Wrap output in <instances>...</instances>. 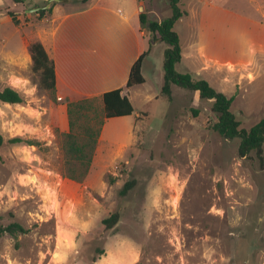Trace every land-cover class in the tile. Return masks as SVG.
Returning <instances> with one entry per match:
<instances>
[{
    "label": "rangeland",
    "instance_id": "rangeland-1",
    "mask_svg": "<svg viewBox=\"0 0 264 264\" xmlns=\"http://www.w3.org/2000/svg\"><path fill=\"white\" fill-rule=\"evenodd\" d=\"M150 1L141 11L153 10L149 20L171 15L166 0ZM85 2L0 0V91L11 85L24 98L0 102V224L27 230L1 237L0 264H90L96 247L104 254L94 264H264V168L254 153L239 156V139L211 130L212 101L175 85L170 100L161 93L168 46L150 35L145 82L129 94L133 114L104 121L81 183L63 176L67 101L37 86L24 38L48 26L56 5L72 11ZM209 2L180 0L187 15L174 26L182 49L175 70L232 97L231 111L249 129L264 118V0ZM46 5L43 17L28 12ZM77 101L94 123L103 118L101 98ZM114 212L119 222L105 230Z\"/></svg>",
    "mask_w": 264,
    "mask_h": 264
},
{
    "label": "trees",
    "instance_id": "trees-1",
    "mask_svg": "<svg viewBox=\"0 0 264 264\" xmlns=\"http://www.w3.org/2000/svg\"><path fill=\"white\" fill-rule=\"evenodd\" d=\"M24 0H13L21 3ZM171 10V15L161 21L149 20L145 13L139 16L143 29L149 32L153 40L164 42L168 48L164 52L163 62V85L161 93L172 98V87L178 86L189 92H196L202 100L212 101L211 112L215 119L209 122L212 131L225 139H239L238 154L240 157H248L254 153L259 164L264 168L263 144H264V118L249 129L240 127V122L231 111L233 98L216 91L209 83L202 79H194L189 73H178L176 64L181 61V46L179 35L174 31L175 24L186 15L179 7L180 0H166ZM47 6V5H46ZM41 8L37 14L40 17L51 8ZM13 22H17L10 15ZM27 51L32 62V70L38 74V87L55 93L54 64L39 41L31 42ZM147 52H144L130 68L126 88L141 85L145 82L142 76V63ZM121 89L105 92L101 96L103 105V118L94 123V118L88 115L89 107L83 102L67 101V114L69 118V131L62 133V152L64 158L63 176L70 180L81 183L90 166L97 140L105 120L121 118L132 115L134 108L126 95L121 94ZM0 102L10 105L24 103L22 95L11 87H4L0 91ZM21 138H13L9 143H22ZM3 139L0 136V145ZM28 145H37L36 142L25 141ZM134 181L126 182L119 195L125 196L132 189ZM119 212H114L102 220L105 230L113 229L119 222ZM27 230L18 223H10L6 226L0 224V239L3 235L17 236L26 234ZM104 254L101 247H96L90 264H94Z\"/></svg>",
    "mask_w": 264,
    "mask_h": 264
},
{
    "label": "crops",
    "instance_id": "crops-1",
    "mask_svg": "<svg viewBox=\"0 0 264 264\" xmlns=\"http://www.w3.org/2000/svg\"><path fill=\"white\" fill-rule=\"evenodd\" d=\"M150 2L86 0L80 9L72 11H66L58 4L52 10L48 26L37 35L33 36L32 31L29 39L24 38L23 55L31 61L28 45L34 41L43 45L54 64L58 99L72 102L77 97L101 98L105 92L116 89H121V94L129 98L135 87H125L129 71L147 52L146 36L149 35L141 27L139 7L144 9ZM143 13L148 19L154 16L152 9ZM242 18L246 21V17ZM197 52L206 57L203 46L198 45Z\"/></svg>",
    "mask_w": 264,
    "mask_h": 264
},
{
    "label": "water",
    "instance_id": "water-1",
    "mask_svg": "<svg viewBox=\"0 0 264 264\" xmlns=\"http://www.w3.org/2000/svg\"><path fill=\"white\" fill-rule=\"evenodd\" d=\"M51 1V0H50ZM55 1H59V0H55ZM49 5L46 6V8H48ZM41 8H36V9H32L29 10L28 12H38ZM140 12L143 10L142 7H139Z\"/></svg>",
    "mask_w": 264,
    "mask_h": 264
}]
</instances>
